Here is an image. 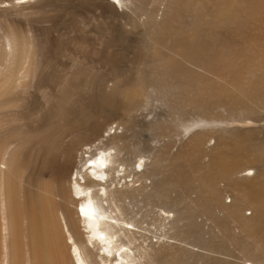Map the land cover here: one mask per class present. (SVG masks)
I'll return each mask as SVG.
<instances>
[{"label": "bare ground", "instance_id": "obj_1", "mask_svg": "<svg viewBox=\"0 0 264 264\" xmlns=\"http://www.w3.org/2000/svg\"><path fill=\"white\" fill-rule=\"evenodd\" d=\"M0 4L31 11L45 9L53 14L50 19L57 27L55 31V27L20 29L14 24H0V235L8 229L10 237L5 243L15 255V264H187L191 254L199 255L196 264L200 260L222 264L210 255L225 245L239 251L235 264H262L261 150L252 151L246 140L236 146L230 137L225 142L217 135L215 144L222 147L215 157H210L209 164H204L203 159L209 157L206 143L212 132L203 129L194 131L187 141L191 143L175 156L156 157L149 166L146 160L138 162L137 158L143 156L134 143L120 139L124 128L107 127L108 120L103 126L107 135L103 132L80 146L68 142L67 138H74V124L83 122V109L92 112L85 123L94 132L104 119L100 120L102 110L121 103L112 96L102 102L94 100L98 90H106L101 78L92 77L95 70L82 71L77 81H72V88L84 85L81 93L57 88L65 75H56L45 58L47 54L55 57L54 51L67 45L70 34L66 11L74 9L85 16L98 12L100 17L92 29L103 36L109 15L121 18L127 14L125 10L131 9V27L141 28L146 41L163 45L189 36L201 50L199 56H193L199 73L188 82L167 89L175 107L190 108L180 110L186 113L216 115L217 121L242 118L247 113L251 114L244 118H253L264 110V0H1ZM150 4L153 8H146ZM153 9L160 13L152 12ZM139 13L145 15L143 20ZM108 31L115 37L117 27ZM75 37L90 43V39L77 33ZM106 41H100L103 45L98 56L103 65L104 58L110 55L111 40ZM202 51L224 75L214 73ZM204 64L209 72L204 71ZM146 66L158 72L164 69L157 60ZM120 75L117 68L108 80ZM137 75L135 89H126L124 97L133 107L138 105L134 95L142 93L144 79ZM43 88L51 90L59 103L46 102L43 91L38 92ZM228 104L233 109L226 116L212 110ZM67 105L73 110H61ZM26 111L38 114L39 120L34 123ZM18 114L23 115L24 124L15 123L14 116ZM61 122L63 125L58 126ZM18 129L24 130L19 136L15 134ZM50 133L52 136L39 145L33 140L34 134ZM238 151L245 155L252 151L253 158H239ZM32 152L40 155L44 166L54 164L60 168L72 161L71 173H67L69 182L37 180L32 166L26 177L21 176L23 162ZM97 152V163L90 164L98 170H90L88 155L95 157ZM247 170L253 174L242 176ZM90 171H96L98 180L90 177ZM188 188L196 196L189 195V201L181 206L186 202ZM177 189L181 190V197L173 198L171 193ZM247 210L252 211L250 215ZM203 215L210 220L208 232L198 228L204 223L197 218ZM24 230L33 235L27 253ZM194 247H198L197 251ZM8 257L11 258L9 251L1 247L0 264H10Z\"/></svg>", "mask_w": 264, "mask_h": 264}, {"label": "rangeland", "instance_id": "obj_2", "mask_svg": "<svg viewBox=\"0 0 264 264\" xmlns=\"http://www.w3.org/2000/svg\"><path fill=\"white\" fill-rule=\"evenodd\" d=\"M147 7L149 9L153 8L151 4L150 6H146V8ZM130 10L131 9L125 10L127 14H123L121 18L109 15L107 18L109 26L103 36L95 34L92 29L93 23L96 22V18L100 17L98 12H96V14L88 13L87 16L76 12L74 9L65 12L66 27L70 34V38L67 39V45L60 49H56L54 51L55 57H53L52 54H47L45 58L47 64L50 67H54L56 70V75H65L63 78L59 79L60 83L57 85V88L63 89L65 92L72 90L76 93H81L85 91L84 85L78 84L79 86L72 88V81L75 79L76 82L79 73L82 71L91 72L95 70L96 72L92 77H96L97 79L101 78L102 85L106 86V92L102 89L98 90L96 96H94V100L96 102H102L107 99L108 96H112L119 100L118 103H121L118 106L112 105L108 106L105 110H102V114H104L101 115L100 120H102L101 118L104 119L94 132H91L88 129L91 126L85 123L90 119L89 117L92 115V112L91 110L83 109V122H76L74 124V138L73 140L70 138H67L66 140L68 142H75L80 146L86 142H92L103 132L107 135L103 126L105 125L106 120H108L107 127L118 125L121 126V128H124L123 131L120 132L122 134L120 139H125L128 143H134L138 153L143 156V159L137 158L138 162L146 160L149 166L154 164L156 157L175 156L178 151L182 150L188 145V143H191L187 141L191 140L190 136L194 131H200L203 129H205V132H207V130L212 132L210 139L207 140L206 143V146H208L206 148V154H208L209 157L203 159L204 164H209V162H211L209 160L210 157H215L222 147L215 144L217 135L224 138L225 142L229 141L228 138L230 137L236 146L239 145L240 142L246 140L249 142L252 151L261 150L263 155L264 110L256 112L255 115H252L253 118H244L247 114H251L247 113L242 114V118L232 119L227 117L228 119L217 121L218 116L216 115H207L201 111L199 113L194 112L196 114L191 112L186 113L180 110L191 109H179V107H175L176 104L170 100L171 95L170 93L168 95L167 91L169 90L167 89L188 82L199 73L198 69L195 67L193 56H199L201 50L197 49L196 44L189 36L178 38L171 41L170 44L166 43L163 45H156L150 41H146L145 33L140 32L141 28L134 30V28L131 27L130 16L134 13L129 14ZM151 11H154L156 14L160 13L157 9ZM50 13L54 12L50 11ZM52 15L53 14H48L45 9L31 11L23 10L14 4H11L8 7H2L0 4V24H14L20 29H27L31 26H41L43 29L55 27L56 31L57 27L53 26V21L50 19ZM138 15H141L139 18H142V20L144 19V14L139 13ZM116 27L117 33L115 37H113L108 30ZM76 33L82 36L83 39H90V43L87 44L82 42V40L78 41L75 37ZM101 40H104L106 43V40H111L109 48L110 55H108L109 58H104V65L98 61L100 47L103 45V42H100ZM66 48H69V51L65 50ZM224 53H226L225 50ZM202 56L204 60L208 61L209 65L214 68V73H221L224 75V73L218 69L204 52ZM153 60L160 61L164 65L163 71L158 72L155 70H148L146 64ZM117 68L121 75L116 79L114 78L109 81L108 75L113 74V70H116ZM203 69L205 72H209L207 71L206 64L203 65ZM137 74H140L144 79L141 83L142 93L134 95L138 105L137 107H133L132 102H127L124 97L126 96V89H135V86L139 81ZM148 75H150V77L146 78ZM111 77L113 78V76ZM231 77L238 82H241V79L235 75H231ZM228 81H231V79L229 78ZM87 88H91L89 84L87 85ZM41 91H43L44 100L46 102L51 101L56 104L59 103V99L51 94V90L43 88L38 92L40 93ZM232 109V104L224 106L220 105L216 107V109L212 108V110L216 111V114L220 113L225 116L228 115V113H230L229 111ZM54 110L60 109L55 108ZM61 110H73V108L67 105L65 109ZM26 114L29 115V118L34 123L40 118L38 114L28 111H26ZM22 118V114L15 115V123H23L21 121ZM60 125H63V123L61 122L58 126ZM107 130L109 131L110 129ZM113 131L114 129H112L111 133H113ZM22 132H24L23 129H18L15 134L19 136ZM51 136V133L34 134L33 140L39 145ZM86 146L87 145H85L83 149H86ZM252 151L248 155L238 151V157L253 158ZM98 155L100 156L99 152H97L95 157L88 155V161L86 163L89 165L90 170L94 168L97 169L94 164L90 163H97L96 157ZM61 157H63V155H61ZM104 160H107V158H104ZM101 162L102 161H99V164ZM108 165L109 164H107V166ZM31 166L36 173L37 180L44 179L53 182L62 180L69 182L67 173H71L72 161H68L67 165L61 166L60 168L54 164H47L44 166L40 161V155L37 152H32L23 162L21 176L26 177ZM95 172L90 171L89 175L93 179L98 180V176H96ZM244 173L252 175L253 171L247 170L242 172L241 175L244 176ZM128 179L130 180V178ZM155 180L158 181L159 179L156 178ZM223 185L224 183H221V186ZM100 193L104 195V193ZM180 193L181 190L177 189L174 190L171 195L173 198L181 197ZM186 194L187 198H185V201L189 199V195L193 198L196 196V194L193 193V190L190 191V188H188ZM157 196L158 194H155V197ZM188 201L183 202L181 206H184ZM227 201H230V198H228ZM251 212V210H247L246 214L250 215ZM197 219L200 222L202 221L201 223H204L203 226H198V228L202 231L208 232L211 225L210 220H207V216L203 215ZM178 224L182 223L178 222ZM9 237L8 229L3 230L0 235V246L4 248L5 252L6 250L9 251V255H11V258L8 257L10 264H15V255L8 247L6 248L7 245L5 240L8 241ZM32 239L33 235L27 230H24L23 244L25 253H27V250L29 251ZM227 246L228 245H225L224 249L220 250L218 253H211V258L222 264H235V259L240 253L235 249H227ZM194 249L197 251L198 247H194ZM177 252L181 253L180 250ZM6 256L7 254L3 257V261H5ZM215 256H217V258H215ZM198 257V254H191L187 258V264L198 263ZM96 258L99 259L98 256ZM172 259L178 260L176 256H172ZM199 264L205 263L203 260H200ZM247 264H252V262L248 261ZM262 264H264V261H262Z\"/></svg>", "mask_w": 264, "mask_h": 264}]
</instances>
